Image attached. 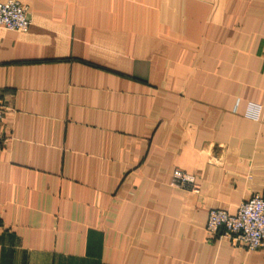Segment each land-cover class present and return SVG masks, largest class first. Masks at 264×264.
<instances>
[{"label":"crops","instance_id":"crops-1","mask_svg":"<svg viewBox=\"0 0 264 264\" xmlns=\"http://www.w3.org/2000/svg\"><path fill=\"white\" fill-rule=\"evenodd\" d=\"M20 1L28 29L0 27V264H264L206 230L264 196V0Z\"/></svg>","mask_w":264,"mask_h":264},{"label":"built area","instance_id":"built-area-1","mask_svg":"<svg viewBox=\"0 0 264 264\" xmlns=\"http://www.w3.org/2000/svg\"><path fill=\"white\" fill-rule=\"evenodd\" d=\"M30 20L27 6L20 0H0V27L26 31ZM247 114L259 118L261 106L251 104ZM8 105L0 95V120ZM174 182L184 186L192 184L193 177L183 170H175ZM206 230L212 234L226 236L237 246L248 249L264 248V196L254 193L243 199L234 212L225 208H211L208 212Z\"/></svg>","mask_w":264,"mask_h":264}]
</instances>
